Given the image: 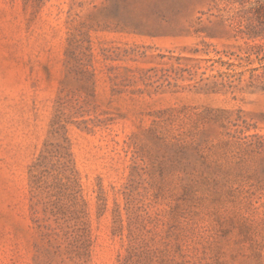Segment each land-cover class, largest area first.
I'll use <instances>...</instances> for the list:
<instances>
[{
    "label": "rangeland",
    "instance_id": "obj_1",
    "mask_svg": "<svg viewBox=\"0 0 264 264\" xmlns=\"http://www.w3.org/2000/svg\"><path fill=\"white\" fill-rule=\"evenodd\" d=\"M0 264H264V0H0Z\"/></svg>",
    "mask_w": 264,
    "mask_h": 264
}]
</instances>
